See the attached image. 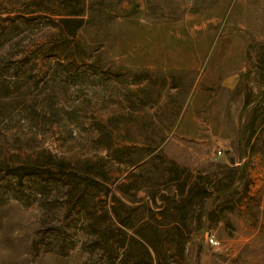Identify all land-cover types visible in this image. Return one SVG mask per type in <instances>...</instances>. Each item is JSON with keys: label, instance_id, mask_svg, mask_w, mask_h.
<instances>
[{"label": "rangeland", "instance_id": "1", "mask_svg": "<svg viewBox=\"0 0 264 264\" xmlns=\"http://www.w3.org/2000/svg\"><path fill=\"white\" fill-rule=\"evenodd\" d=\"M164 203L136 264H264V0H0V264H133Z\"/></svg>", "mask_w": 264, "mask_h": 264}, {"label": "trees", "instance_id": "2", "mask_svg": "<svg viewBox=\"0 0 264 264\" xmlns=\"http://www.w3.org/2000/svg\"><path fill=\"white\" fill-rule=\"evenodd\" d=\"M62 22L64 24H69V22H72V20L64 18L62 19ZM80 26L81 23L77 21L70 29H68V32L70 34H74ZM183 189L184 186H182L181 190ZM188 193H190L189 199L187 200V203L184 204L185 207L189 206V209L187 208L188 210L184 212V216L186 218H188V215L190 214L189 212H191L192 209V199L195 196H200L199 203H202L204 197L210 195L211 191L208 187H198L196 184H190ZM113 198L116 199L115 196H113ZM163 202L164 201L162 199V203ZM180 202H183V200H180ZM154 203L156 204V201H154ZM179 208L183 209V206H169L164 203V205L159 206V209L156 211L160 217H154L155 221L146 222L145 226L142 224V229L135 227L131 223L123 221V219H121L120 217V214L115 211V209H112V213H110V215L112 216L113 222H111L110 226L114 224L115 230L122 233L124 239L126 238L128 240L127 243H120L117 249L122 248L124 252L130 256L131 260H133V264L137 263L136 259L139 256H141L142 258L145 257L149 261L152 260V254L159 257V255L162 252L166 251L169 247L175 248L179 250V252H182L184 243V240H182L184 239L182 237L183 230L178 224V222H171L169 220H166V218L170 216H175L174 214L179 211ZM116 224L118 226H116ZM182 225L185 226V222ZM128 230H132L131 233H128ZM160 233H165L166 236L171 237V239H168V241L166 242V245H162L157 240Z\"/></svg>", "mask_w": 264, "mask_h": 264}, {"label": "built area", "instance_id": "3", "mask_svg": "<svg viewBox=\"0 0 264 264\" xmlns=\"http://www.w3.org/2000/svg\"><path fill=\"white\" fill-rule=\"evenodd\" d=\"M218 153H221L220 150H218ZM209 244H211L212 246H217L219 245V240L215 237V235L210 234L207 238Z\"/></svg>", "mask_w": 264, "mask_h": 264}]
</instances>
